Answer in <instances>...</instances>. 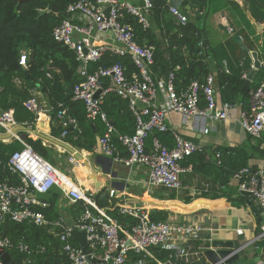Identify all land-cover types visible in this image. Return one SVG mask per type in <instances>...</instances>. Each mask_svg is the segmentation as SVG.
Segmentation results:
<instances>
[{
	"label": "built area",
	"instance_id": "2783aa9c",
	"mask_svg": "<svg viewBox=\"0 0 264 264\" xmlns=\"http://www.w3.org/2000/svg\"><path fill=\"white\" fill-rule=\"evenodd\" d=\"M151 8V0H76L66 6L67 17L53 27L51 37L74 52L80 67L79 73L83 79L73 85L72 98L83 103L88 121L99 119L105 124L104 132L96 139L95 145L99 151L128 167L136 164L146 166L148 186L177 191L182 188L180 175L191 171V166L182 163L192 154L200 152L208 160L211 153L177 133L172 134V148L164 145L154 134L169 130L168 113L176 111L184 119L193 116L196 119L211 117L225 120L230 118V113L241 103L217 101L215 76L212 73L203 82L192 80L179 91L174 88V71L164 81L152 78L150 67L154 62L153 48L140 46L135 39L134 28L126 21V17L131 16L142 29H147ZM168 9L175 23L184 25L187 22L188 17L180 7L169 5ZM104 32L111 34L112 41L98 43V34ZM106 53L128 57L134 69L127 73L122 63L115 62L89 70L90 63L98 62ZM19 63L25 67L24 52L20 55ZM224 70L227 71L226 66ZM47 76H50L48 72ZM97 91L99 94L95 97ZM29 92L30 97L23 102L24 106L37 116L42 111L48 113L49 109L43 110L38 102L39 87L34 86ZM108 93H115L127 101L128 109L134 116L133 133H119L108 121L102 109L104 97ZM200 93L203 95V107L200 106ZM56 116L61 120L60 137L65 138L67 129H70L74 132L73 139H76V135L81 132L77 119L64 107L57 110ZM238 122L251 137L262 136L264 82L250 90L248 109L239 112ZM16 125L13 109L0 112L2 133L10 132ZM149 136H152L151 146L146 149ZM12 139L19 141L22 147L14 151L7 161L0 156V171L6 170L17 179L14 183L7 176L0 181V232L6 214H9L8 228L10 222L42 227L57 240L58 253L66 259L67 264H169V260L156 259L150 249L160 247L187 254L180 243L188 238L197 240L202 237V225L172 220L154 221L144 208L118 203L120 214H128L136 219L129 229L122 228L115 218L98 206L94 191L91 193L41 157L18 134L13 135ZM117 145L124 147L126 157L116 155ZM213 155L218 161L220 153L216 150ZM70 160L76 163L73 157ZM232 179L237 183V190L240 193L247 192L249 200L264 211V180L261 172L253 173L245 167L235 172ZM53 187L58 188L71 203L83 204L84 209L73 224H67L61 216L49 219L43 212L48 203L40 195L47 194ZM113 191L110 190V193ZM73 228L85 230L84 250L72 239ZM6 233L0 236V264H5L1 259L3 251L10 255L11 250H17L27 257L31 256L32 247L23 237L13 240ZM260 237H264V231L258 235ZM37 249V252H43L45 245L39 244ZM129 251L140 257L130 260Z\"/></svg>",
	"mask_w": 264,
	"mask_h": 264
},
{
	"label": "trees",
	"instance_id": "16d2710c",
	"mask_svg": "<svg viewBox=\"0 0 264 264\" xmlns=\"http://www.w3.org/2000/svg\"><path fill=\"white\" fill-rule=\"evenodd\" d=\"M76 0H0V112L13 109L14 119L17 124L35 127L37 114L27 109L23 102L30 97L29 90L34 86L39 87L45 106L49 109L51 120L50 136L69 142L72 146L86 151H93L97 136L104 132V122L99 119L93 124L85 118L84 105L72 96L64 101L70 84L75 85L82 81L83 77L77 71L78 62L72 50L55 42L51 37L54 26L67 17L66 6ZM252 19L264 22V0H243ZM152 8L149 14V26L142 29L136 20L127 16L126 21L134 28L135 39L140 46H151L153 48L154 62L150 67L152 78L155 81H164L171 71H174V88L176 91L184 89L192 80L203 82L205 77L215 72V83L218 86L220 101L241 103L244 109H248L249 92L264 82V66L255 71L250 90L243 94L241 87L244 75L251 70V58L248 52L242 50L235 36H242L248 50H254L253 43L240 31H233L223 43L215 46H206L203 37L201 17L206 13L209 0H182L181 10L187 15L184 25L175 23L169 14L167 0H151ZM237 6L234 1H228ZM187 8H186V7ZM44 11V12H41ZM205 11V12H204ZM247 26H252L247 21ZM25 53V67L20 63V55ZM120 62L127 69V73L134 69L128 57H118L106 53L96 63H90L89 70L98 66H108ZM227 68L224 70L223 64ZM177 67V69H176ZM47 72L50 76H47ZM15 79L19 80L16 83ZM203 95L200 93V106L203 107ZM67 108L70 115L74 116L81 128V132L73 139L74 132L67 129V136L60 137L62 131L61 120L57 118L56 112L60 108ZM102 109L106 113L108 121L119 133L131 134L134 131V116L128 109L127 101L115 93H108L104 97ZM1 132V130H0ZM22 140L30 145L36 153L57 165L54 145L45 142L41 138H32L26 132H18ZM168 148L174 146L173 135L167 131L154 134ZM264 133L262 134L263 138ZM260 137V138H261ZM260 138L248 135L249 145L242 144L232 147H218L220 158L215 159L213 152L210 159H204V153H194L189 156L183 165L191 166L194 174H201L210 189L201 192L196 197L188 194L180 195L175 190L160 188L161 194L154 195L159 200L181 199L184 204H189L196 198L219 199L225 198L233 205L245 204L247 197L243 196L236 187L229 185V181L235 172L249 167V159L252 158V150L264 158V149L252 143L261 142ZM152 136L146 139V149L151 146ZM264 140V139H262ZM264 142V141H262ZM22 144L11 139L8 142L0 140V156L7 161L9 156L19 149ZM251 147L253 149H251ZM118 156H126L125 150L118 146ZM64 154H68L64 152ZM117 155V153H116ZM64 169V168H62ZM9 176L11 182L17 179L9 175V172L0 171V181ZM182 185L189 180L182 179ZM200 186V183L199 185ZM223 186V188H221ZM218 188V189H217ZM61 196L58 188L53 187L44 200L48 207L43 211L49 219L58 215L56 202ZM148 211L150 219L154 221L168 220L172 214L165 208L143 207ZM84 209L83 204L77 208V213ZM95 213V210L91 208ZM108 214L116 219L122 228L129 229L136 219L128 214H120L117 204L113 209L107 210ZM80 215V214H79ZM6 236L13 240L23 237L32 247L31 256L11 250L10 255L13 264H67L66 259L58 253V242L46 229L31 224L9 223ZM45 245L43 252H37L38 245ZM264 248V237L260 242ZM152 255L160 260H175L174 251L152 247ZM140 255L129 251V259L135 260Z\"/></svg>",
	"mask_w": 264,
	"mask_h": 264
},
{
	"label": "crops",
	"instance_id": "0c3cea01",
	"mask_svg": "<svg viewBox=\"0 0 264 264\" xmlns=\"http://www.w3.org/2000/svg\"><path fill=\"white\" fill-rule=\"evenodd\" d=\"M228 1L236 2L237 6H233L228 3ZM202 15L204 16L201 17L200 23L203 27V37L206 46H215L219 43H223L232 35L233 31L241 30L253 43L255 47L254 50L258 53L261 66H264V22H257L251 18L243 0H209L206 13H203ZM247 21L252 26L251 29L247 26ZM97 37L98 43L112 41L109 32L100 33ZM239 37L244 44L242 36L239 35ZM252 63L251 59V68ZM223 66H225V63ZM212 74L215 76V72H212ZM16 80L19 81L18 79H15V81ZM215 90L216 99L220 102L218 86L216 83ZM159 93L161 94V90H159ZM39 94L42 96L40 92ZM41 100L45 106L44 100L42 98ZM242 109H244L242 104L238 105L230 113V118L225 120L211 117L196 119L193 116L184 119L180 113L170 111L167 115L168 132L170 135L177 133L186 140L200 144L209 154L216 151L218 147H232L242 144L249 145L248 134L242 129L238 122V115ZM91 123L95 128L94 123ZM101 123L103 122L101 121ZM35 127L40 131H47L50 135L51 120L49 114L43 111L39 113L35 122ZM204 129L206 131H204ZM100 135L101 134L97 137ZM33 137L36 138V136ZM260 139L261 142L252 139V143L259 145L260 149H264V142H262L264 141L262 140L264 139V135L263 138L261 137ZM60 140L75 148L83 159L89 163L92 171L101 181V185L104 186V189L107 191H115L114 196H110L113 202L111 209H113L116 204L118 206V203L135 206L136 204H144L149 200L158 202L162 205L178 203L184 207H190L187 209H180L175 206L162 207L170 210L172 213L168 220L184 224L195 223L204 227L200 239L196 240L188 238L180 243V247L184 248L185 251L187 250V254H181L180 251L171 250L175 253V260L168 259L170 261L169 264H208L203 255V251L212 244L217 245L227 243H233L234 246H238L241 243L247 244L249 246V253L246 258V264H264V248L260 247V242L263 237L258 238V235L264 231V211L259 206L252 203L247 196L245 197H247V200L253 204V208H250L247 201L245 204L236 206L228 202L225 198H196L189 204H184L181 199L159 200L154 197V195H158L156 194L157 192L152 191L162 187H150L146 184L148 176L146 166L136 164L128 167L122 162L114 161L111 157L103 155L96 145H94L93 151L89 152L83 149H78L67 141ZM118 146L122 147L121 145H117V155L119 151ZM54 147L59 152H66L56 146ZM122 148L124 149V147ZM251 149L253 148L251 147ZM251 154L252 158L249 159L251 172H261L262 179L264 180V158L259 156L256 151L253 150ZM74 160L76 161L74 164L77 167H81L83 172H85L83 165L80 163L81 161H78L75 158ZM182 179L189 180L188 184L182 185V188L177 190L178 193L183 192V195H185L187 191L189 195L196 197L201 192L210 189V185L205 182L204 177L201 174H194L192 170L181 174L180 180ZM78 181L80 184L85 185L86 183L87 189L91 193L94 191L88 188L87 181L82 179L81 176L78 178ZM89 181L91 183L90 179ZM199 183L200 186H198ZM228 184L232 187H236L237 183L234 179H231ZM221 188H223V186ZM40 197L44 199L46 198V194L40 195ZM80 204L82 205L80 202L71 203L61 194L56 202L57 213L67 224L71 225L76 221L80 214L76 211ZM145 206L146 205H143L141 208ZM146 207H149V209L152 208L150 206ZM238 230L241 232H238ZM195 252L197 253L196 255ZM255 257H259V261L256 263L253 261Z\"/></svg>",
	"mask_w": 264,
	"mask_h": 264
},
{
	"label": "water",
	"instance_id": "95a60500",
	"mask_svg": "<svg viewBox=\"0 0 264 264\" xmlns=\"http://www.w3.org/2000/svg\"><path fill=\"white\" fill-rule=\"evenodd\" d=\"M19 1H25V0H19ZM168 4L173 7H180L182 5V0H169ZM106 11H108V9H106ZM234 38L239 43L240 48L249 53L253 62L252 68L245 75L244 82L241 87V92L243 94H246L250 90L251 82L255 74V71L258 68H260L261 63L258 58V53L255 50H248L247 47L242 43L241 38L239 36H235ZM77 71L78 72L80 71V67H78ZM72 87L73 85L70 84L68 87L67 94L62 101L72 96ZM98 94L99 91L95 93V97H97ZM21 131L28 133L30 136H36V138H41L45 142H49L54 146L63 149V151L70 153L76 160L81 161L80 163L83 165L85 169V174L91 180V186L93 187L94 192L96 194V203L98 204V206L104 208L105 210H109L112 208L113 202L112 199L109 197L107 190L104 189L103 185H101V181L98 179V176L92 171L89 163L83 159V157L79 154V152L75 148L71 147L70 145L66 144L65 142L57 138L50 136L47 133V131H40L36 127L31 128L30 126H25L23 124L16 125L10 132H6V133L0 132V140L4 142H8L12 139L13 135ZM241 194L243 196H248V193L245 191H242ZM247 203L250 205V208H253V204L249 200H247ZM143 205L150 206L152 208H162L168 206H175L180 209L190 208V207H184L178 203H170V204L162 205L152 200L146 201L144 204H136L134 207H142ZM8 218H9V214H6L4 218L3 228L2 231L0 232V236L4 235L8 231ZM71 237L72 239L78 242L79 246L83 250L85 249L86 246L85 230H79L73 228L71 231ZM248 247L249 246L247 244H243V243L239 244L238 246H234L233 243L217 244V245L212 244L203 251V255L208 264H246V258L249 253ZM258 258L259 257H255L253 261L255 263L258 262L259 261ZM1 259L5 264H13V261L11 260L10 255L7 251H3L1 253Z\"/></svg>",
	"mask_w": 264,
	"mask_h": 264
},
{
	"label": "rangeland",
	"instance_id": "374dc122",
	"mask_svg": "<svg viewBox=\"0 0 264 264\" xmlns=\"http://www.w3.org/2000/svg\"><path fill=\"white\" fill-rule=\"evenodd\" d=\"M42 96L39 94L38 95V100L41 102V105L43 106L44 104L42 103L41 100ZM264 133V132H263ZM22 137V136H21ZM33 137V136H32ZM35 138V137H33ZM55 148V147H54ZM56 150V148H55ZM56 152L58 153V156H56V160H57V165L56 167H58L61 171L65 172L66 174L70 175L74 180L78 181V178L84 174L85 178L88 179L87 175L83 172V169L81 167H77L71 160L70 158L72 157V155H70L68 152V154H64V152H59L56 150ZM64 168V169H62ZM89 180V179H88ZM79 182V181H78ZM91 184V183H90ZM84 186V185H83ZM152 192H157L156 194H161V190L160 189H155ZM180 195H183V192L179 193ZM170 218V217H169Z\"/></svg>",
	"mask_w": 264,
	"mask_h": 264
},
{
	"label": "bare ground",
	"instance_id": "6f19581e",
	"mask_svg": "<svg viewBox=\"0 0 264 264\" xmlns=\"http://www.w3.org/2000/svg\"><path fill=\"white\" fill-rule=\"evenodd\" d=\"M84 173H85V172H84ZM81 177H82V179H84V180L87 181V179L85 178L84 174H82ZM87 183H88V188H89L90 190H94L93 187L90 185V181H89V180L87 181ZM82 185H84V184H82ZM84 187L87 189L86 183H85ZM87 190H88V189H87ZM107 192H108L109 197H110V196H111V197L114 196L115 191H113L112 194L110 193V191H107ZM129 204H131V203H129Z\"/></svg>",
	"mask_w": 264,
	"mask_h": 264
}]
</instances>
